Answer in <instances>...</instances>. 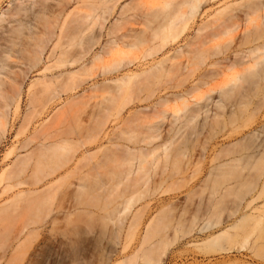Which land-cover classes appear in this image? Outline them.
Here are the masks:
<instances>
[{
  "label": "rangeland",
  "instance_id": "374dc122",
  "mask_svg": "<svg viewBox=\"0 0 264 264\" xmlns=\"http://www.w3.org/2000/svg\"><path fill=\"white\" fill-rule=\"evenodd\" d=\"M16 1L0 264H264V0Z\"/></svg>",
  "mask_w": 264,
  "mask_h": 264
},
{
  "label": "bare ground",
  "instance_id": "6f19581e",
  "mask_svg": "<svg viewBox=\"0 0 264 264\" xmlns=\"http://www.w3.org/2000/svg\"><path fill=\"white\" fill-rule=\"evenodd\" d=\"M12 1H13V0H12ZM14 1H16V0H14ZM22 1H23V0H22ZM192 1H193V0H192ZM199 1H200V0H199ZM18 2H19V1H18ZM18 2L16 1L17 4H18ZM28 2H29V1H28ZM30 2H31V1H30ZM117 2H118V0H117ZM187 2H188V0H187ZM196 2H197V0H196ZM200 2H201V1H200ZM203 2H204V1H203ZM205 2H207V1H205ZM23 3H25V2H23ZM192 3H193V2H192ZM201 3H202V2H201ZM201 3H199L198 6L196 5V7H194L195 10H193V13L191 14L192 16H194L197 12H200V10H201V8H202V6H203V5H202V6L200 5ZM27 4H28V3H27ZM187 4H188V3H187ZM203 4H204V3H203ZM11 5H12V4H11ZM25 5H26V3H25ZM18 6H20V5H18ZM27 6H28V5H27ZM190 6H191V5H190ZM20 7H22V4H21ZM126 8H127V7H126ZM126 8H125V9H126ZM13 9H14V8H13ZM190 9H191V8H190ZM15 10H16V8H15ZM17 10H19V9H17ZM23 10H24V9H23ZM23 10H22V11H23ZM25 10H27V9H25ZM121 10H122V13H123L124 8L121 9ZM134 10H135V9H134ZM136 10H140V9H137V7H136ZM141 10H142V9H141ZM191 10H192V9H191ZM124 11H125V10H124ZM188 11H190V10H188ZM17 12H18V11H17ZM185 12H186V11H185ZM12 13H13V12H12ZM12 13H11V15H13ZM14 13H15V12H14ZM19 13H20V12H18V15H19ZM25 13H27V12H25ZM135 13H136V12H135ZM138 13H139V11H138ZM175 13H176V12H175ZM178 13H181V12H178ZM190 13H191V12H190ZM2 14H3V13H2ZM15 14H16V13H15ZM187 14H188V12H187ZM11 15H10V16H11ZM18 15H16V16H18ZM26 15H27V14H26ZM121 15H122V14H121ZM138 15H139V14H138ZM143 15H144V14H143ZM179 15H180V14H179ZM179 15H178V16H179ZM184 15H185V14H184ZM197 15H198V13H197ZM10 16H9V17H10ZM195 16H196V15H195ZM248 16H249V15H248ZM2 17H5V16L2 15ZM2 17H1V18H2ZM6 17H7V15H6ZM9 17H7V18L9 19ZM11 17H12V16H11ZM24 17H25V14H24ZM231 17H232V16H231ZM26 18H27V17H26ZM26 18H25V19H26ZM141 18H142V17H141ZM22 19H23V18H22ZM28 19H29V18H28ZM124 19H125V18H124ZM124 19H122L123 22L125 21ZM133 19H134V18H133ZM190 19H191V17H190ZM236 19H237V18H235V20H234L233 22H235V21L237 22ZM1 20L4 21L3 18H2ZM227 20H228V19H227ZM14 21H15V20H14ZM116 21H118V20H116ZM119 21H120V20H119ZM129 21H130V19H128V22L125 23L126 25L128 24V27L123 26V27L121 28V30H119V31L117 30L118 28L116 27V23H117V22H116L115 25H113V27H111V29H110V35H112V36H114L113 34H114V33H117V31H118V32H121V31H122L120 34H119V33H118V34H115V36L113 37L112 41H111V40L109 41V42L112 43V44L114 43V44L116 45V46H115L116 48H117V46H118V49H119V50H121L120 48H123L124 46L119 47L120 44L117 45V43L126 44V43H128V42L130 41L129 39H130L133 35H135L133 29L135 28L134 25H135L136 23L131 22V21L129 22ZM135 21H136V20H135ZM137 21H138V20H137ZM187 21H188V20H187ZM190 21H191V20H190ZM229 21H230V20H229ZM229 21H228V22H229ZM231 21H232V20H231ZM231 21H230L229 23L232 24V25L234 26L235 23H233V22L231 23ZM8 22H9V21H8ZM123 22H122V23H123ZM125 22H126V21H125ZM139 22H140V21H139ZM139 22H138V23H139ZM188 22H189V21H188ZM224 22L228 24V22H226V20H225ZM1 23H2V22H1ZM6 23H7V22H6ZM132 23H133V24H132ZM2 24H3V23H2ZM28 24H29V23H28ZM125 24L123 23L122 25H125ZM140 24H141V23H140ZM165 24H166V23H165ZM183 24L185 25V23H183ZM227 24H226V25H227ZM9 25H10V24H9ZM118 25H120V24L117 23V26H118ZM129 25H130V27H129ZM4 26H5V25H4ZM4 26H3V27H4ZM7 26H8V25H7ZM131 26H134V28L131 27ZM137 26H138V25H137ZM160 26H161V25H160ZM165 26H166V25H164V23H163V27H165ZM229 26H231V25H229ZM235 26H236V24H235ZM3 27H2V28H3ZM8 27L11 28L10 26H8ZM114 27L117 28V29L115 28V31L117 30L116 32L113 31V30H114V29H113ZM118 27H119V26H118ZM124 27H125V28H124ZM163 27H162V28H163ZM185 27H186V25H185ZM219 27H220V26H219ZM224 27H225V26H224ZM2 28H1V29H2ZM9 28H8V29H9ZM27 28H28V27H27ZM46 28H47V27H46ZM46 28H44V30H45ZM132 28H133V29H132ZM168 28H169V26H168ZM236 28H237V27H236ZM238 28H239V27H238ZM3 29H4V28H3ZM14 29H15V28H14ZM28 29H29V28H28ZM165 29H166V28H165ZM233 29H234V28H233ZM6 30H7V29H6ZM10 30H11V29H10ZM47 30H48V28H47ZM47 30H46V31H47ZM123 30H124V31H123ZM157 30L159 31V28H158ZM160 30H161V29H160ZM215 30H216V29H215ZM0 31H2V30H0ZM12 31H13V29H12ZM135 31L137 32V30H135ZM153 31H155V30H153ZM153 31L151 30V32H148V33H152ZM221 31H222V30H221ZM231 31H232V30H231ZM234 31H235V30H234ZM13 32H14V31H13ZM13 32H12V33H13ZM156 32H157V31H155V32H154L153 34H151V35L148 34V33L146 34V33H144V32H143V34H140V35L138 36L139 38H140V37L142 38V37H143L142 35H144V38H142V42H141V44H139V42H136L135 44H133V42L135 41L134 38H132L134 41L131 43V41H132V39H131V41H130L129 43H130L131 45L133 44V46H135L137 43H138L140 46H142V45L146 46L145 43L148 44V43L153 42L154 40L151 41V42H149V41L151 40V38L153 37L154 34L157 35L160 31L157 32V33H156ZM7 33H8V32H7ZM133 33H134V34H133ZM145 34H146V35H145ZM1 35H2V34H1ZM3 35H4V34H3ZM7 35H8V34H7ZM28 35H29V34H28ZM110 35H109V36H110ZM137 35H138V33H137ZM159 35H160V34H159ZM211 35H212V34H211ZM8 36H9V35H8ZM11 36H12V34H11ZM146 36H147L148 38H147ZM149 36H152V37L150 38ZM3 37H4V36H3ZM5 37H6V36H5ZM30 37H31V36H30ZM133 37H134V36H133ZM135 37H136V36H135ZM154 37L156 38L155 35H154ZM154 37H153L152 39H154ZM128 38H129V39H128ZM141 38H140V39H141ZM145 38H146V39H145ZM1 39L3 40V38H1ZM28 39H30V38H28ZM126 39H127L128 41H126ZM143 39H144V41H143ZM5 40H6V39H5ZM9 40H10V39H9ZM30 40H31V39H30ZM30 40H28V41H30ZM137 40H138V39H137ZM145 40H146V42H145ZM125 41H126V43H125ZM10 42H11V40L9 41V43H10ZM143 42H144V43H143ZM0 43H1V42H0ZM7 43H8V41H7ZM29 43H30V42H29ZM129 43H128V44H129ZM30 44H31V43H30ZM112 44H111V45H112ZM114 44H113V45H114ZM151 44H152V43H151ZM9 45H10V44H9ZM126 45H127V44H126ZM25 46H26V45H25ZM27 46H29V45L27 44ZM30 46H31V45H30ZM129 46H130V45H129ZM129 46H127V47H129ZM147 46L149 47V44H148ZM151 46H152V45H151ZM151 46H150L149 48H151ZM161 46H162V44H161ZM112 47H114V46H112ZM115 47H114V48H115ZM131 47H132V46H131ZM135 47H138V46L136 45ZM135 47H134V48H135ZM148 47H147V48H148ZM165 47H166V46H165ZM27 48H28V47H27ZM129 48H130V47H129ZM154 48H155V47H154ZM157 48H158V47H156V49H157ZM163 48H164V47H163ZM163 48H161V49H163ZM5 49H6V48H5ZM118 49H117V51H118ZM139 49H140V48H139ZM152 49H153V48H151V50H152ZM161 49H160V50H161ZM25 50H26V49H25ZM28 50H29V48H28ZM3 51H4V50H3ZM114 51H115V50H114ZM122 51H123V50H122ZM140 51H141V50H140ZM149 51H150V50H149ZM149 51H146V52H149ZM126 52H127V51H126ZM152 52H154V51H152ZM156 52H159V49H157ZM161 52H162V51H161ZM26 53H27V52H26ZM26 53H25V55H27ZM118 53H119V51H118ZM123 53H124V51H123ZM132 53H133V52H132ZM138 53H140V52H138ZM159 53H160V52H159ZM115 54H116V53H115ZM124 54H125V53H124ZM124 54H123V55H124ZM146 54H147V53H146ZM149 54H150V53H149ZM149 54H148V55H149ZM157 54H158V53H157ZM125 55H126V54H125ZM144 55H145V54H144ZM150 55H151V54H150ZM120 56H121V55H120ZM127 56H129L128 53H127ZM132 56H133V55H132ZM6 57H7V56H6ZM28 57H29L28 59H31L30 56H28ZM129 57H131V56H129ZM143 57H144V56H143ZM152 57H153V56H152ZM145 58H146V57H145ZM24 59H26V57H25ZM133 59H134V58H133ZM133 59H132V57L130 58V60H133ZM136 59H137V57H136ZM139 59H140V58H138L137 60L139 61ZM1 60H2V59H1ZM1 60H0V62H1ZM3 60H4V59H3ZM145 60H146V59H145ZM25 61H26V60H25ZM117 61H118V60H117ZM122 61L125 62V58H124L123 60H120V62L124 64V62H122ZM128 61H129V60H128ZM178 61H179V60H178ZM28 62L30 63V61H28ZM129 62H131V63L134 64L135 60H133V62H132V61H129ZM129 62H125L124 65H127L126 63H128V65L130 64L129 66H131L132 64L129 63ZM162 62H163V61H162ZM164 62H165V61H164ZM2 63H4V62H1V63H0V67L3 66ZM26 63H27V62H26ZM121 63H119V64L117 63V64L119 65V67L121 66V65H120ZM140 63H141V62H140ZM1 64H2V65H1ZM114 64L116 65V63H114ZM123 64H122V65H123ZM178 64H180V62H179ZM124 65H123V67H124ZM128 65H127V68H128ZM180 65H182V64H180ZM137 66H138V64H137ZM182 66H183V65H182ZM116 67L119 68L118 66H116ZM116 67H115V69L117 70ZM123 67L121 66V69H122ZM185 67H186V66H185ZM124 68H126V67H124ZM124 68H123V69H124ZM0 69H1V68H0ZM2 69H4V68H2ZM27 69H28V68H27ZM115 69H114V70H115ZM118 70H120V69H118ZM1 71H2V70H1ZM1 71H0V73H1ZM11 72H12V71H11ZM24 72H25V71H24ZM29 72H30V71H29ZM29 72H28V73H29ZM15 73H16V72H15ZM28 73L26 74V76L28 75ZM133 73H134V72H133ZM133 73H132V75H133ZM17 74H18V73H17ZM19 74H20V73H19ZM130 74H131V73H130ZM135 74H136V73H134V75H135ZM125 75H128V74H125ZM132 75H128L129 78H128L127 76H126V78H125V77H122V79H124V78H125V80H126L127 78L130 79V78L133 77ZM136 75H137V74H136ZM11 76H12V74H11ZM137 76H138V75H137ZM139 76H141V75H139ZM149 76H150V75H149ZM15 77H16V76H15ZM15 77H14V78H15ZM0 78H1V77H0ZM20 78H21V77H20ZM139 78H140V77H139ZM141 78H142V76H141ZM144 78H146V77H144ZM15 79H16V78H15ZM15 79H14V80H15ZM17 79H18V78H17ZM17 79H16L15 81H17ZM22 79H23V76H22ZM119 79H121V78H119ZM142 79H143V78H142ZM142 79H141V80H142ZM148 79H150V78H148ZM7 80H8V78H7ZM14 80H13V81H14ZM18 80H19V79H18ZM125 80H123V81H124V82H128V81H125ZM137 80H138V79H137ZM9 81H10V80H9ZM19 81H20V80H19ZM121 81H122V80H121ZM134 81H135V80H134ZM11 82H12V79H11L10 83H11ZM132 82H133V81H132ZM135 82H136V81H135ZM139 82H140V80H139ZM5 83H6V82H5ZM5 83H4V84H5ZM13 83H14V82H13ZM17 84H18V82H17ZM0 85H1V82H0ZM7 85H8V83H7ZM2 86H3V84L1 85V87H2ZM9 86H10V85H9ZM3 87H4V86H3ZM6 87H8V86H6ZM12 87H13V85H12ZM16 88H17V87H16ZM16 88H15V89H16ZM3 90H6L5 87H4ZM10 90H11V89H10ZM10 90H9V91H10ZM6 91H7V90H6ZM4 92H5V91H4ZM10 92H11V91H10ZM17 92H18V91H17ZM0 93H1V91H0ZM7 93L9 94V92H7ZM7 93H5V94H7ZM12 94H13V92L11 93V95H12ZM14 94H15V93H14ZM2 95H3V94H2ZM3 96H4V95H3ZM3 96H2V97H3ZM5 96H6V95H5ZM12 96H13V95H12ZM8 97H10V96H7V99H8ZM10 98H11V97H10ZM13 98H14V97H13ZM9 100H10V99H9ZM11 103H12V102H11ZM18 104H19V103H18ZM8 105H9V104H8ZM8 105L6 106V108L9 107ZM19 105H20V104H19ZM19 105L15 106V107H16V108H15V112H16V110H19V109H18V106H19ZM8 109H9V108H8ZM6 110H7V109H5V111H6ZM5 111H4V113L2 114V116L4 117V119L7 120V118H8L9 115H7V114L5 113ZM6 112H7V111H6ZM8 112H9V111H8ZM8 112H7V113H8ZM15 112H14V113H15ZM17 113H18V112H17ZM8 114H9V113H8ZM15 114H16V113H15ZM15 114H14V115H15ZM5 115H7V118L5 117ZM6 126H7V125H6ZM7 127H8V126H7ZM2 128L4 129V126H3ZM5 128H6V127H5ZM3 129H2V130H3ZM3 131H5V133H6V130H5V129H4ZM2 133H4V132H2ZM0 134H1V131H0ZM37 134H38V133H37ZM4 135H5V134H4ZM2 136H3V135H2ZM44 136H45V135H44ZM48 136H49V135H48ZM0 137H1V135H0ZM1 138H2V137H1ZM48 139H49V137H48ZM48 139L46 138V140H48ZM44 140H45V139H44ZM0 141H1V140H0ZM55 144H56V143H55ZM55 144H54V145H50L48 148H50V147L53 148V146L56 147ZM57 146H58V144H57ZM51 148H50V149H51ZM57 148H59V147H57ZM225 232H226V231H224L223 234H219V238L223 237V236L226 234Z\"/></svg>",
  "mask_w": 264,
  "mask_h": 264
}]
</instances>
